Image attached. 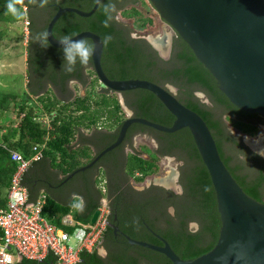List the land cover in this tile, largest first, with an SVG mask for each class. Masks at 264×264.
<instances>
[{"label":"trees","instance_id":"obj_1","mask_svg":"<svg viewBox=\"0 0 264 264\" xmlns=\"http://www.w3.org/2000/svg\"><path fill=\"white\" fill-rule=\"evenodd\" d=\"M95 1L48 0L44 6L48 9V14L41 23L40 33L47 31L49 22L60 7H72L90 12ZM140 1L111 0L115 9L105 13L103 6L108 4L109 0H101L97 12L88 18L75 13H66L55 25L54 36L56 38L64 35L74 37L84 31H90L99 35L102 40L105 37H111L108 43L104 44L102 58L104 72L111 80L140 79L164 88L166 84L177 87L178 100L200 115L207 123L221 158L237 183L251 198L264 202V161L260 156L252 153L240 137L231 133L224 120L225 117L226 120L233 121L234 128L239 132L255 136L258 126L246 122L245 119L255 117L257 114L251 115L241 111L230 102L219 89L213 75L178 34L174 40L171 57L167 61L162 60L158 52L146 40L133 38L131 34L134 29L142 31L155 26L153 17H144L136 6L125 8L128 4L136 5ZM6 5L7 0H0V22L4 20ZM35 5H39V0L35 4L25 0V7L27 6L29 13L35 9ZM119 14L123 19L133 20V28L120 23L117 20ZM34 24L31 18V37L34 34ZM87 40L93 47V42L90 39ZM30 49L29 62L34 65L35 74L39 73L45 77L48 76L49 69L52 72L60 71L59 77L62 79L60 82L63 91L72 79L78 80L81 84H87L88 79L91 78L90 90L85 95H77L67 100L59 99L52 89L43 94L42 88L33 89L31 85L29 86L31 91L22 96L0 91V192L7 191V194L18 169L17 164L11 159L12 153H20L26 159H30L37 153L35 150L37 147L38 150L43 151V158L31 166H38L41 170L50 167L68 176L89 164L94 158L91 147L86 144L75 147L78 134L82 131H96V141H108V145H111L117 140L123 122L128 119L114 92L106 88L104 91H98L100 81L92 69V58L84 66L77 62L75 71L68 73L62 71L64 63L62 49L51 46L49 42L48 46L42 47L40 51L36 52L31 47ZM46 64H48V70L44 69ZM84 70L89 73V76L84 77ZM56 75L51 73L49 76V81L53 85L59 83ZM197 91L204 92L213 105L210 106L196 99ZM125 96L126 105L134 112L135 117L167 127L172 126L174 116L152 92L137 89L126 92ZM45 119L47 123L44 122ZM138 133L156 138L161 148L158 154L146 149L148 158L141 154L130 153L125 159L126 175L137 183H143L147 177L158 172L159 155L182 153L187 163L183 171V194L180 196L171 194V197L172 203L178 204L179 210L183 213L181 212L178 219H171L164 215L167 226L162 228L159 225L160 222L150 220L139 205L128 203L132 199L125 196L124 204L120 203L119 207L114 205L118 214V221L115 224L134 240L163 245L152 234L151 230H153L167 240L175 253L184 260L197 259L209 253L218 242L222 223L209 172L190 130L185 128L168 134L142 124H133L127 133L126 142L120 148H123L131 137ZM43 145L45 147L42 149ZM113 154L114 152H111L103 159ZM29 171L30 169L24 175V184L28 187L31 198L34 199L32 176L35 170ZM97 181L104 180L102 178ZM107 187L110 190L109 186ZM7 194L4 198L0 197V207L6 206ZM150 201L156 202L157 198H152ZM73 206L74 203L64 206L48 198L43 215L52 224L60 227L63 218L70 214ZM91 216L83 219L75 215L81 224H89ZM191 222L197 223V230L189 229ZM67 230L72 232L73 228H67ZM116 233L115 228L111 226H107L104 232L102 243L108 250L107 257L100 256L97 249L93 252L85 251L81 253L79 264H173L165 255L132 245L128 239ZM52 262H55V259L50 257L44 261V264ZM37 263V261L23 259L18 264Z\"/></svg>","mask_w":264,"mask_h":264},{"label":"water","instance_id":"obj_2","mask_svg":"<svg viewBox=\"0 0 264 264\" xmlns=\"http://www.w3.org/2000/svg\"><path fill=\"white\" fill-rule=\"evenodd\" d=\"M148 1L160 18L189 45L230 102L241 111L264 117V0ZM100 4L101 0H96L90 12L60 7L47 27L50 45L62 49L53 31L64 14L75 13L88 18L97 12ZM82 38L93 42L92 69L104 88L119 94L137 89L148 90L163 103L175 120L172 126L167 127L144 118L129 117L123 122L117 140L89 164L70 174L67 180L91 169L105 155L120 147L133 124H142L168 134L188 128L216 194L222 223L216 246L197 259L184 260L162 237H159L161 246L127 237L129 243L159 252L173 264H264V202L251 198L237 183L221 158L204 119L182 104L175 94L153 82L111 80L102 66L104 44L101 37L90 31L73 37ZM98 216L99 211L95 213L92 224ZM113 228L118 230L116 226Z\"/></svg>","mask_w":264,"mask_h":264},{"label":"rangeland","instance_id":"obj_3","mask_svg":"<svg viewBox=\"0 0 264 264\" xmlns=\"http://www.w3.org/2000/svg\"><path fill=\"white\" fill-rule=\"evenodd\" d=\"M132 6H136L144 15L153 17L155 21V26L152 28H148L142 31H139L138 29L133 30V37L135 39H145L148 42H151L157 50L160 51L162 56L167 58L169 56L167 47L162 46L165 42V36H168L169 38L175 37L176 33L172 29L171 26H169L165 21H163L158 12L153 8L151 3L148 0H141L136 5L129 4L125 6V8L129 9L132 8ZM27 7V6H26ZM28 9V8H27ZM48 10H43L41 8H35L31 13L26 11L25 18L29 19L27 21H31V18L34 21V30L35 33L33 35H37V33H40L41 31V23L43 20L47 17L48 12H45ZM121 18V17H120ZM121 23L127 25L130 28H133V20H126V19H120ZM22 20L17 21L15 20L11 15L5 14L3 22H0V91H3L5 93L10 94H17L22 96L25 93L26 87L31 85L32 80H34V65L27 61H25L26 54L31 52L30 49V39H31V33L30 30L26 29L25 23L23 24L21 22ZM30 23V22H29ZM29 31V37L27 39V45H25V36L24 33H27ZM35 42L36 39L34 38ZM159 40L163 43H159ZM168 40V39H167ZM153 42H157V44H154ZM165 44V43H164ZM167 46V45H165ZM30 59V58H29ZM48 66V64H46ZM30 66V69H29ZM91 68V67H90ZM87 76H89V73L87 72ZM90 82L91 78L88 79L87 84H81L76 81H72L69 84L70 94L65 97L58 96L61 100H67L74 98L77 95H85L90 90ZM51 87L47 86L45 91L42 93L45 94L48 91H50ZM104 87L99 83L98 85V91H104ZM173 91H175L174 88H172ZM31 89L29 87L28 92H30ZM115 96L118 97L124 111L126 118L132 117L133 112L130 110V108L127 107L125 100H123V97L119 93H113ZM42 95V94H41ZM203 97V95H201ZM34 99H37V97L32 96ZM226 120V118H224ZM226 124L228 125L229 129L231 130L232 134L235 136L243 137L242 133L238 131V129L234 128L233 121L226 120ZM95 131H86L83 132L84 134H94ZM77 141L76 144H82L80 134L77 135ZM247 143L249 142H256L254 144L258 146H262L260 143L261 141H264V131L261 130L258 127L257 134L253 136V138H246L244 139ZM157 144L154 140L150 139L148 136L138 137L136 139H133L132 143L126 144L123 149V154L126 156L130 153H137L141 154L143 157L147 158L148 154L145 151L146 149H150L152 151L157 150ZM98 148V147H97ZM264 149V147H263ZM94 151L98 153L100 150H96L94 148ZM108 158V157H107ZM105 162H102L101 165H104ZM179 163L175 161L173 158H162L159 161V170L156 174L149 176L146 178V180L143 183H137L135 182L134 186L138 189H143L147 184H150L151 181L156 179H162L168 181L169 179L167 177H170L173 174V171H175L176 176L173 175V178L178 175L179 172ZM99 171V168H96L93 170V174H97ZM91 178V171H86L84 173L78 174L76 177H74L72 180H70L67 185L62 189L63 192V199L70 197L72 193H81V187L84 185V181L89 180ZM164 178V179H163ZM176 184V183H175ZM104 186L103 183L99 184V187L102 188ZM176 188L178 185L175 186ZM193 231L197 230L198 225L192 224ZM73 245L76 244L75 240H72L71 242ZM99 252L103 254V248H99Z\"/></svg>","mask_w":264,"mask_h":264},{"label":"built area","instance_id":"obj_4","mask_svg":"<svg viewBox=\"0 0 264 264\" xmlns=\"http://www.w3.org/2000/svg\"><path fill=\"white\" fill-rule=\"evenodd\" d=\"M27 9V7H25ZM26 29L30 25L25 21ZM44 122H48L47 119ZM45 147L43 145L42 149ZM37 153L26 159L20 153H12L11 159L18 166L7 195V204L0 208V264H18L23 259L44 264L54 258L51 264H77L82 252L99 251L104 232L109 224V209L104 205L94 224L76 223L71 215L66 216L59 227L44 215L47 195L30 200L24 175L34 162L43 158V151L35 147ZM67 228H73L70 232ZM78 229L82 230V238ZM72 240L76 244H72Z\"/></svg>","mask_w":264,"mask_h":264},{"label":"flooded vegetation","instance_id":"obj_5","mask_svg":"<svg viewBox=\"0 0 264 264\" xmlns=\"http://www.w3.org/2000/svg\"><path fill=\"white\" fill-rule=\"evenodd\" d=\"M34 8H41L43 10H48V9H45L44 7H40L39 5H35ZM45 12H48V11H45ZM120 17L121 16L119 14L117 16V20L119 22L121 21L120 19H123L122 17L121 18ZM35 31L36 30L33 29V33H35ZM131 35L133 37V31H132ZM34 38H35V35H32V37L30 39L31 40V45H30L31 48H33V50H35L36 52L42 50L41 45L39 43H37V41L35 42ZM175 38H176V36L172 37V38H169L168 36H165V42H164L165 44L162 41L159 40V42L163 43L162 46L167 47V49L169 51L168 52L169 56L167 58L162 56L160 51L157 50V48L151 42H148L147 40L146 41L158 52V56L162 60L167 61L171 57ZM165 45H167V46H165ZM159 46H161V45H159ZM44 69L48 70L49 67L47 65H45ZM47 72H48V76H45V77H42V75L39 74V73H36V74L34 73L35 78L31 82V87L33 89L42 88V90L45 91L46 87L50 86L51 87L50 89H52L58 96H61L63 98L65 96H68L69 93H70V89H69L70 82L76 81V82L80 83L78 80L72 79L66 85L67 86L66 90L63 91L62 83L60 82L62 79L59 77V74H61L60 71L56 70V71L52 72V70L49 69ZM83 72H84V77L85 76L87 77L86 70H84ZM51 73H56L57 74L56 75L57 76L56 80L59 83L53 85L49 81L50 80L49 76L51 75ZM165 88L167 90H169L171 93L175 94L176 97L178 96V90L179 89L177 87H175L173 85H170V84H166ZM172 88H174L175 91H173ZM103 89L106 90L105 88H103ZM125 93L126 92L122 93L121 96L123 97V99L125 100V103H126ZM201 95H203V97ZM195 98L200 100L202 103L208 104L210 106L213 105L212 102L210 101V99L207 97V95L204 92L197 91L195 93ZM134 115L135 114L133 112L132 116L135 117ZM251 115H254V114H251ZM234 118H236V117H234ZM245 121L248 122V123L250 122V123L256 124L261 130L264 131V117L257 115L255 117L253 116L251 118H246ZM225 122H226V120H225ZM143 136H148L150 139L155 141V143L158 146H157V150H155L154 152H157V154H158V152H159V150L161 148L160 147L161 144L158 142V140L156 138L151 137V136H149L147 134L138 133V134L132 136L131 140H129L126 144H130V143H132L133 139H136L138 137H143ZM242 136L243 137H240V138H241L243 144L245 146H247V148L252 153L255 154L257 151L261 150V149H258L259 147L257 148L256 144H254L256 142L247 143L244 140V139H246L248 137L249 138H253V136H250V135L244 134V133H242ZM124 142H126V141H124ZM260 143L264 147V141H261ZM119 148L120 147H118L117 149L112 151V152H115V153L112 156H110L109 158L103 159L106 156L105 155L93 167L94 169L101 167L105 171V173L107 174V179H108L107 183L109 184L110 188L112 187L111 191L113 193V197L110 200V207H109L110 208V215L109 216H110L111 219L109 218L110 220H109L108 226H111V227L116 226L118 228V226L115 224L118 221V214L116 212L117 209L114 208V205L119 207L118 205H120V203L123 202V204H124V197L125 196L131 197L132 200H130V202H128V203L136 205V206L139 205V207L142 209L143 213H146V216L148 218H150V220H155V222H160L159 225L162 226V228L167 226L165 221H164V215L170 217L171 219H176L182 212V210L181 211L179 210L180 207H179L178 204L172 203L173 200H172V197H171V194L178 195V196L183 194V185H182L183 171H184L185 166L187 165V163H186L185 159H183L182 153L176 152V154L159 155V160L157 162V164L159 166V161L162 158H165L166 160H167V158H173L175 161H177L179 163V165H178L179 166V172H178L177 178L176 177L173 178V175L176 176L175 171H173V174L170 177H167L169 179L168 181H166V180L162 181V179H156V180L151 181L150 184H147L143 189H138V188H136L134 186L135 180L129 178L126 175V172H125V159H126V156L123 154L124 147L120 148V149ZM261 158L264 161V157H261ZM102 162H105V164L101 165ZM176 185H178L177 188L175 187ZM115 192H116V195H115ZM97 193H98V191H97ZM155 197L157 198V201L156 202H151L150 200L152 198H155ZM184 213H185V211H184ZM192 224H197V223H194V222L189 223L188 227H189L190 230H194L192 228ZM116 232H117L116 235L127 239L128 235H126L124 232H122L119 228H118V230H116ZM151 232H152V234H154L160 240L159 237H161V236L159 234H157L153 230H151ZM103 247L107 251V254L105 255V256H107L108 255V250H107L106 246H103ZM99 255H101L100 252H99Z\"/></svg>","mask_w":264,"mask_h":264},{"label":"crops","instance_id":"obj_6","mask_svg":"<svg viewBox=\"0 0 264 264\" xmlns=\"http://www.w3.org/2000/svg\"><path fill=\"white\" fill-rule=\"evenodd\" d=\"M26 20H29V19L24 18L21 22L24 24ZM28 30H30V25L28 27ZM24 36H25V45H27L26 43H27V39L29 37V31H27V33H24ZM29 58H30V56L28 53V54H26L25 61L29 62ZM29 69H30V66H29ZM28 89H29V86L26 87L25 93L28 92ZM83 132H86V131H83ZM93 133L94 134H92V135L81 133L80 137H81L82 144L84 143L87 146L91 147L93 156L95 157L102 150H104L106 147L109 146L108 145L109 142L108 141H96L95 140L96 131ZM82 144H76V142H75V147H79ZM94 148L96 150H100V151H98V153H97L94 151ZM128 155L129 154H127L126 157ZM29 169H30L29 172H31V169L35 170V174L32 176V183H33L32 185H33V189L35 190V192H34V196H33L34 199L31 198V195H30L31 201H35L40 195L45 194V195H47V199L50 198L60 205L67 206V205H71L72 203H74V206H73L70 214H68V215H71L76 223H80L78 221V219L75 217L76 214L81 216L83 219L92 215L91 219H90L91 222L89 223V224H92V219H93L95 213L99 210V208L106 205V206H108V209L110 212V208H109L110 207V200L113 197V193L111 191L112 187L110 188L109 184L107 183V181H108L107 174L105 173V171L101 167L99 168V171L96 175L93 174V170H94L93 167L89 170H86V171H91V178L89 180L84 181V185H82V187H81V193L80 194L72 193L70 197H67L65 199H63L62 189H64V187L67 185V183L70 180H72L74 177H76L80 173L75 175L73 178L67 180L69 175L64 176L59 170H56V169L53 170L50 167H47V168L41 170L40 167H38V166H31ZM86 171H84V172H86ZM84 172H81V173H84ZM102 178L104 181H101V182L97 181V180H101ZM100 183L104 184V186L102 188L99 187ZM107 186H109L110 190L108 189ZM101 190H102V192H101ZM28 191H29V189H28ZM97 191H98V193H97ZM6 194H7V191H2V192H0V197L4 198L6 196ZM29 194H30V192H29ZM80 198H82V201H83L82 210L79 209V205L81 203ZM0 208H4V207H0ZM68 215H66V216H68ZM109 218H110V216H109ZM89 224H87V225H89ZM62 226H63V223H62ZM62 226H60V227H62ZM101 245H102L101 247L103 248V254L101 253V255H102V257L103 256L107 257V256H105L107 254V251L104 249L102 242H101ZM79 263H77V264H79Z\"/></svg>","mask_w":264,"mask_h":264},{"label":"clouds","instance_id":"obj_7","mask_svg":"<svg viewBox=\"0 0 264 264\" xmlns=\"http://www.w3.org/2000/svg\"><path fill=\"white\" fill-rule=\"evenodd\" d=\"M31 3H36L37 0H30ZM48 3V0H39V6L44 7ZM105 13H108L110 10L115 9V5L109 0V3L104 5ZM27 9L25 8V0H7L6 5V14L11 15L15 20L20 21L25 18ZM111 19V16H109ZM105 25L107 26V21H105ZM49 33L47 31L43 33H37L35 39L37 43L41 45V47H47L49 42ZM58 42L62 45L63 51V65L62 71L71 73L75 71L77 62L81 66L87 65L90 58L94 55L93 47L88 43L86 38L82 39H73L71 35H64L60 38H56ZM111 37H105L101 43L107 44ZM261 157H264V150L257 151L255 153ZM81 203L79 205V209L83 208V201L80 198ZM78 233H80V238H82V230L78 229Z\"/></svg>","mask_w":264,"mask_h":264},{"label":"bare ground","instance_id":"obj_8","mask_svg":"<svg viewBox=\"0 0 264 264\" xmlns=\"http://www.w3.org/2000/svg\"><path fill=\"white\" fill-rule=\"evenodd\" d=\"M159 43H160V42H159ZM154 44H157V47H160V46H158V43H157V42H154ZM258 147H259V148H258ZM257 148H258V149H261V150H264L263 147L258 146V145H257ZM257 148H256V149H257ZM75 219H76V218H75Z\"/></svg>","mask_w":264,"mask_h":264}]
</instances>
